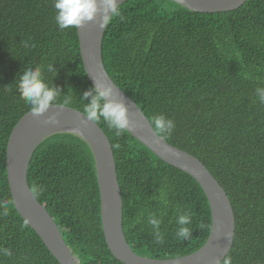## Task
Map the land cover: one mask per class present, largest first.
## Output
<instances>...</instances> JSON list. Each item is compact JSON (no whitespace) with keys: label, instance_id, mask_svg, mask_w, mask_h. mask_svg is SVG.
I'll return each instance as SVG.
<instances>
[{"label":"trees","instance_id":"trees-1","mask_svg":"<svg viewBox=\"0 0 264 264\" xmlns=\"http://www.w3.org/2000/svg\"><path fill=\"white\" fill-rule=\"evenodd\" d=\"M118 10L102 39L105 71L149 123L156 115L173 120L170 137L156 134L197 158L225 191L235 232L219 264H264V104L255 93L264 87V0L213 14L169 0H127ZM55 15L54 0H0V203L8 202L7 215L0 208V249L11 250L10 257L0 253V264H58L14 209L5 164L10 133L30 112L17 90L25 68L53 64L44 78L61 92L57 105L71 97L63 106L86 115L83 94L93 87L77 31L59 29ZM95 124L111 144L122 228L132 251L153 260L198 251L209 236L211 215L196 181L127 132L117 137L103 120ZM27 183L78 264H121L104 240L94 161L80 137L44 139L29 162ZM177 208L192 215L188 240L176 237ZM148 215L162 218L163 243L155 241Z\"/></svg>","mask_w":264,"mask_h":264},{"label":"water","instance_id":"water-1","mask_svg":"<svg viewBox=\"0 0 264 264\" xmlns=\"http://www.w3.org/2000/svg\"><path fill=\"white\" fill-rule=\"evenodd\" d=\"M127 0H117V7ZM192 12L222 13L240 8L248 0H169ZM100 0H98V3ZM102 12L91 22L76 28L79 52L86 76L94 88L112 87L113 99L122 101L130 121L127 133L163 163L187 174L202 189L211 215V228L204 245L196 252L177 259L153 260L135 254L122 228V199L111 144L95 122L84 114L56 105L44 116L28 112L14 126L6 145V177L12 205L19 217L34 231L58 264H78L65 244L49 213L35 198L27 183L29 162L39 144L47 137L68 133L80 137L89 147L94 161L100 200V220L105 243L121 264H219L229 253L235 223L231 203L219 183L195 157L162 140L138 106L110 79L102 62L101 44L106 26L100 28ZM59 113L57 124L45 120Z\"/></svg>","mask_w":264,"mask_h":264},{"label":"clouds","instance_id":"clouds-1","mask_svg":"<svg viewBox=\"0 0 264 264\" xmlns=\"http://www.w3.org/2000/svg\"><path fill=\"white\" fill-rule=\"evenodd\" d=\"M54 9L56 10L55 21L59 29L81 28L86 23L96 19L97 15L102 12V22L100 28H104L110 20L119 16L117 0H54ZM25 42V47H27ZM53 64L45 66H36L35 68H25L22 74H19L17 90L22 100L30 106V114L34 117L44 116L49 110L57 105V99L61 96L60 90L52 84L51 87L45 83L44 72H54ZM256 97L260 104H264V87L255 89ZM85 100L89 102L84 106L86 121L96 122L103 120L110 130H114L115 135L119 137L129 129L130 121L128 118V109L122 101L113 99V88L95 86L92 90L83 94ZM90 98V99H89ZM71 97H65L60 108L70 102ZM59 113L49 116L45 124H57ZM150 125L154 131L161 137L167 138L172 135L175 128L173 120L164 115L153 116ZM114 147H119L115 145ZM162 203H167V193L162 190ZM8 202L0 203L3 208V214L7 215ZM192 215L189 211L177 208L175 223L178 226L176 237L181 240H188L192 232L188 225L191 224ZM147 224L151 226L154 238L157 243H163L164 237L161 232L162 218L154 215L147 216ZM200 228L205 227L203 223ZM5 257L11 256V250L0 249Z\"/></svg>","mask_w":264,"mask_h":264}]
</instances>
